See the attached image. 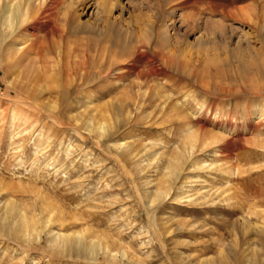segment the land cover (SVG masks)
Returning a JSON list of instances; mask_svg holds the SVG:
<instances>
[{
  "label": "rangeland",
  "instance_id": "374dc122",
  "mask_svg": "<svg viewBox=\"0 0 264 264\" xmlns=\"http://www.w3.org/2000/svg\"><path fill=\"white\" fill-rule=\"evenodd\" d=\"M29 17L9 41L38 36L40 81L0 44V264H264V0H30Z\"/></svg>",
  "mask_w": 264,
  "mask_h": 264
},
{
  "label": "bare ground",
  "instance_id": "6f19581e",
  "mask_svg": "<svg viewBox=\"0 0 264 264\" xmlns=\"http://www.w3.org/2000/svg\"><path fill=\"white\" fill-rule=\"evenodd\" d=\"M21 1H18V3H14L13 4H6V6L2 9L0 8V33H1V42L0 44H4L5 42H8L11 38H16V36L19 35V31L20 29L24 26V22H25V19L28 18L30 16V0H27V2H25V4H20ZM1 3V1H0ZM32 3V1H31ZM3 5V4H2ZM41 5V4H40ZM40 5L38 4L37 5V9L35 10V12L37 13L39 11V8H40ZM44 6V4H42ZM224 11V10H223ZM238 10H234V9H227L226 11H224L225 13V16L227 18H231L233 16H236V14L238 13L237 12ZM32 12V11H31ZM34 12V11H33ZM41 14V13H40ZM252 17V16H251ZM251 17H248L251 21H253V19ZM30 18V17H29ZM32 18V16H31ZM38 18V17H37ZM34 19V18H33ZM65 21V24H64V28H60V31H61V37L64 38V36L71 32L69 31V29L71 28V25H72V21L74 20L73 19V16H71L70 14H67V16L65 17L64 19ZM253 23L257 26V28H260V29H263L264 28V24L261 23V20L259 19L258 21L254 22ZM191 29H194V27L196 26L195 23H192V24H188V28ZM187 28V29H188ZM49 31V30H48ZM59 31V29H58ZM57 32V31H56ZM54 33V32H53ZM45 34H48V33H45ZM47 36V35H46ZM37 37L36 35L34 34H31V33H27L26 34V37L24 38L25 40L22 42V43H15V41H9L8 42V47L6 48V51L4 53L5 56H3V59H2V63H3V66L4 68L8 71V70H12V69H15V72H16V78H17V81H21L22 83L23 82H28L30 81L32 78L31 76H33L34 79H38L39 76L41 77V64H39V67H34L35 66V62L34 60H32L31 58V52L33 51V49H35L36 47V43H38L37 41ZM8 38V39H7ZM107 39V38H106ZM22 40V39H21ZM110 43V46L112 45L111 44V40L110 38L107 39ZM5 47V46H4ZM57 50L59 51V55L63 54V52L65 51V44L63 42V39L57 44ZM88 47V46H87ZM112 47V46H111ZM104 48V47H103ZM110 48V47H109ZM3 49V47H2ZM5 49V48H4ZM38 49V48H37ZM50 49V48H49ZM3 51V52H4ZM44 51H45V48H44ZM87 51V50H86ZM103 53V57L107 55V57H110L112 56V52L111 50L109 51H106L107 53L104 52V50L102 49ZM37 52V50H36ZM39 53V51H38ZM46 54V52H45ZM106 54V55H105ZM101 55V56H102ZM183 55V53H182ZM85 59H87V56L88 55H85ZM62 57V56H61ZM181 57V56H180ZM109 58V59H110ZM184 59V57H182ZM181 58V59H182ZM35 59V58H34ZM37 59V57H36ZM38 60V59H37ZM87 61V60H86ZM39 62V60H38ZM82 62V61H81ZM210 65H211V69H214L216 73H220L222 71L221 67L219 66V64L217 63L218 61L214 58H212L210 61ZM183 62L180 60V64H182ZM37 64V63H36ZM184 64V63H183ZM182 64V65H183ZM31 66V67H30ZM33 67V68H32ZM178 68V67H177ZM197 69V67H196ZM179 70V69H178ZM45 71V70H44ZM146 71V70H145ZM10 72V71H9ZM12 72V71H11ZM14 72V71H13ZM195 72V70H194ZM12 74V73H11ZM192 74V73H191ZM11 79V78H10ZM16 80V79H15ZM14 80V81H15ZM33 80V79H32ZM31 80V81H32ZM39 80V79H38ZM37 81V83L40 81ZM16 81V82H17ZM35 81V80H34ZM36 84V82H34ZM18 84V83H16ZM24 84V83H23ZM34 84V85H35ZM39 84H41V86L39 85L40 88H47L46 85L42 84V82H40ZM22 85V84H20ZM25 85V84H24ZM28 85V83H27ZM29 85H32L29 83ZM27 87V86H26ZM36 88L38 86H35ZM146 93V92H145ZM114 101V99H112ZM111 101V100H110ZM109 101V103H110ZM91 102V101H90ZM112 102V101H111ZM89 128H93L92 125H89ZM108 128L105 124L101 125L100 129H101V133H104ZM98 129V128H97ZM103 131V132H102ZM107 132V131H106ZM125 142L124 141H120L119 143V148H123L125 147ZM59 235H57L56 238H58ZM79 238V237H78ZM79 241V240H78ZM77 242V240H76ZM81 243V242H80ZM79 243V244H80ZM61 244V243H60ZM63 244V243H62ZM103 243H99L98 241H93V243L91 244L90 246V255H91V258L95 260V257L97 256L98 252L101 250L103 252H105L106 254L110 251L109 250V247L108 246H105L102 245ZM109 245V244H108ZM123 256L125 257V254H123ZM127 257V256H126Z\"/></svg>",
  "mask_w": 264,
  "mask_h": 264
}]
</instances>
